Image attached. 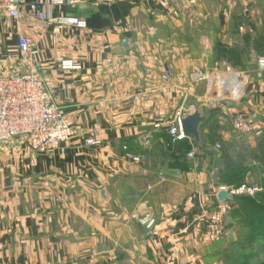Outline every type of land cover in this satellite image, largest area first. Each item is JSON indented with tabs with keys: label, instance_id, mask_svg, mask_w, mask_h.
I'll return each instance as SVG.
<instances>
[{
	"label": "crops",
	"instance_id": "obj_1",
	"mask_svg": "<svg viewBox=\"0 0 264 264\" xmlns=\"http://www.w3.org/2000/svg\"><path fill=\"white\" fill-rule=\"evenodd\" d=\"M19 11L0 16V75L35 71L77 134L46 153L22 137L0 142V264H218L204 215L227 189L220 158L208 129L198 145L168 128L189 102L221 124L252 111L264 125V72L236 67L258 62L264 0H21ZM20 36L37 57L20 50ZM67 57L82 69L62 70ZM92 136L101 144L84 146Z\"/></svg>",
	"mask_w": 264,
	"mask_h": 264
},
{
	"label": "built area",
	"instance_id": "obj_2",
	"mask_svg": "<svg viewBox=\"0 0 264 264\" xmlns=\"http://www.w3.org/2000/svg\"><path fill=\"white\" fill-rule=\"evenodd\" d=\"M21 0H0V16L8 14L12 18L19 19V3ZM67 0H58L65 2ZM73 1V0H68ZM48 7L45 4H32L31 12L39 19L46 21L49 18ZM58 23L73 25L78 28H86L88 22L85 19L74 16H61ZM20 50L29 55L30 58L37 57L40 53L36 42L28 36H20ZM61 69L64 71H78L82 65L75 59L67 57L61 61ZM258 71L264 72V56L258 58ZM227 72H233L231 66L226 67ZM207 74L199 70L194 77L195 82H204ZM198 105L187 103L178 112L168 128V134L174 140L190 139L192 144L194 138L187 135L182 127V120L188 114L195 112ZM258 125L256 114L248 117H237L233 127L237 131L252 133L257 130ZM159 127V125L157 126ZM77 132L66 120L60 107L54 102L47 82L35 71L14 72L0 75V142L15 137L25 138L33 152L46 153L57 150L71 141ZM101 141L95 137H88L85 140L86 146L99 145ZM217 147H220L218 144ZM196 155L193 148L188 156L194 158ZM129 159L134 162H142L144 154L127 153ZM230 193L254 195L259 188L255 186L242 185L239 188L229 189ZM231 200H219L210 209L206 218L207 226L205 238L208 242H218L229 238L232 229L228 224V215L231 210Z\"/></svg>",
	"mask_w": 264,
	"mask_h": 264
},
{
	"label": "rangeland",
	"instance_id": "obj_3",
	"mask_svg": "<svg viewBox=\"0 0 264 264\" xmlns=\"http://www.w3.org/2000/svg\"><path fill=\"white\" fill-rule=\"evenodd\" d=\"M260 34H264V24L253 45V53L256 51L259 57L264 56V49L258 47ZM248 65L257 67V63H239L236 67L240 70ZM253 114L256 113L249 111L240 117ZM225 117L223 125L215 114L202 126L209 131L207 142L214 146L217 158H227L230 165L240 166L235 171L226 167L221 172V180L226 182L221 185L229 189L242 185L255 186L259 190L254 195L236 194L230 201L231 210L227 220L232 234L224 240L209 242L212 248L211 259L218 264H264V125L259 124L255 132L244 133L234 129L235 118ZM259 121L264 123V120ZM223 131L228 132L227 139ZM218 144L220 147H217ZM176 150L180 152L178 158L181 162L190 150L189 144L180 149L175 147Z\"/></svg>",
	"mask_w": 264,
	"mask_h": 264
},
{
	"label": "water",
	"instance_id": "obj_4",
	"mask_svg": "<svg viewBox=\"0 0 264 264\" xmlns=\"http://www.w3.org/2000/svg\"><path fill=\"white\" fill-rule=\"evenodd\" d=\"M124 45L126 48L129 47V40H125ZM209 117L210 116L205 113V107L200 106L195 112L188 114L182 120L184 132L192 136L198 145H201V128L209 120ZM218 197L220 200H232L234 195L228 190L222 189Z\"/></svg>",
	"mask_w": 264,
	"mask_h": 264
},
{
	"label": "trees",
	"instance_id": "obj_5",
	"mask_svg": "<svg viewBox=\"0 0 264 264\" xmlns=\"http://www.w3.org/2000/svg\"><path fill=\"white\" fill-rule=\"evenodd\" d=\"M259 40H260V42H259V45H258V47H260V48H262V49H264V40L263 39H261V38H259ZM171 137V136H170ZM172 139H173V137H171ZM175 142H188V139H185V140H175ZM185 144H188V143H185ZM191 146L189 145V148H190ZM220 158V171H219V174H218V182L220 183V184H223V182H226L225 180H221L222 178V175H221V172L224 170V169H226V167H230L231 168V170L232 171H235L236 169H238L239 170V168H240V166H233V165H230V161H228V159L227 158H222V157H219ZM224 165V166H223ZM234 197H235V195H234Z\"/></svg>",
	"mask_w": 264,
	"mask_h": 264
}]
</instances>
